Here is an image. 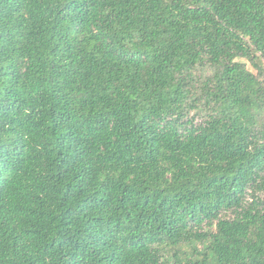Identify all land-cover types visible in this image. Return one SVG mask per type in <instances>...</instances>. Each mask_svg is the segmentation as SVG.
I'll return each instance as SVG.
<instances>
[{
	"label": "trees",
	"instance_id": "obj_1",
	"mask_svg": "<svg viewBox=\"0 0 264 264\" xmlns=\"http://www.w3.org/2000/svg\"><path fill=\"white\" fill-rule=\"evenodd\" d=\"M0 264H264V0H0Z\"/></svg>",
	"mask_w": 264,
	"mask_h": 264
},
{
	"label": "rangeland",
	"instance_id": "obj_2",
	"mask_svg": "<svg viewBox=\"0 0 264 264\" xmlns=\"http://www.w3.org/2000/svg\"><path fill=\"white\" fill-rule=\"evenodd\" d=\"M240 60L243 61V62H246L247 67H248V68H251V66L249 65V63H248L245 59H240ZM198 72H199V71H198ZM201 76H202V75L195 76V79H197V81H199V82H198L199 84H200V82H201L202 79H203ZM247 198H249V197H247ZM226 215H227L228 217L231 216L230 213H227ZM226 215H225V216H226Z\"/></svg>",
	"mask_w": 264,
	"mask_h": 264
}]
</instances>
